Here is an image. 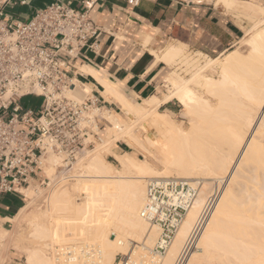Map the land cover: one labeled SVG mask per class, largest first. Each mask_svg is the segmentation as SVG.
<instances>
[{"label": "bare ground", "instance_id": "bare-ground-1", "mask_svg": "<svg viewBox=\"0 0 264 264\" xmlns=\"http://www.w3.org/2000/svg\"><path fill=\"white\" fill-rule=\"evenodd\" d=\"M255 26L246 57L234 49L201 64L184 56L182 46H168L165 62L187 64L191 75L175 69L166 77L170 91L148 97L146 105L83 67L120 102L121 111L103 108L94 114L106 120L109 133L102 130L104 138L71 165L69 178L63 173L74 181H55L61 157L49 153L43 174L56 185L40 190V184L31 182L23 190L28 205L11 218L16 221L12 232L0 228V245L23 248L26 264H58V254L66 248L74 255L70 261L83 264H114L119 254L125 256L119 264H176L194 241L184 264H264V23ZM74 82L69 94L81 99L80 83ZM83 89V95L91 94L90 86ZM174 99L186 110L183 115L192 117L190 130L174 120L172 111L158 110ZM121 138L139 146L144 158L116 152ZM106 153H114L120 166L108 161ZM173 174L190 182L203 180L164 257L158 258L152 247L161 227L150 225L141 209L148 181ZM226 177L228 184L196 235L213 184L219 186Z\"/></svg>", "mask_w": 264, "mask_h": 264}, {"label": "built area", "instance_id": "built-area-1", "mask_svg": "<svg viewBox=\"0 0 264 264\" xmlns=\"http://www.w3.org/2000/svg\"><path fill=\"white\" fill-rule=\"evenodd\" d=\"M27 1L0 0V195L23 197V190L42 177L50 152L68 167L94 147L91 137L99 138L107 125L104 118L94 116L95 110L102 109L99 98L86 93L78 100L69 94L79 75L74 71L75 60L85 48L96 51L98 46L100 29L90 17L97 0H82L80 8L70 1H54L35 10L28 20L16 19L6 10L8 5ZM30 96L41 98L38 106L23 102ZM46 179L51 178L45 176L43 183ZM146 193L141 216L161 227L152 249L160 258L196 199L199 184L174 176L153 177ZM208 211L207 205L196 235ZM189 248H184L176 264ZM73 256L66 248L58 254V264H83L76 258L70 261Z\"/></svg>", "mask_w": 264, "mask_h": 264}, {"label": "crops", "instance_id": "crops-1", "mask_svg": "<svg viewBox=\"0 0 264 264\" xmlns=\"http://www.w3.org/2000/svg\"><path fill=\"white\" fill-rule=\"evenodd\" d=\"M54 1H70L75 8L82 6V0H28L27 4L8 5L6 10L16 19L28 20L35 10ZM240 1L97 0L90 17L100 29L98 46L96 51L85 48L75 60L74 71L80 75L76 78L90 86L91 94L102 101V109L114 112L121 111L120 102L108 96L104 84L93 73L83 70L86 65L114 83L128 99L140 101L166 93V77L173 72V66L180 65L165 62L167 47L182 46L184 51L210 58L222 56L245 33L241 25L244 21L238 17ZM167 109L176 113L172 106ZM118 147L114 149L121 153ZM24 201L20 194L0 195L1 229L12 228L11 218L25 206Z\"/></svg>", "mask_w": 264, "mask_h": 264}, {"label": "rangeland", "instance_id": "rangeland-1", "mask_svg": "<svg viewBox=\"0 0 264 264\" xmlns=\"http://www.w3.org/2000/svg\"><path fill=\"white\" fill-rule=\"evenodd\" d=\"M240 3V13L238 14V17H240L243 21H244V23L243 24H241V25H244L243 27H245L244 29H245V33H244V35L242 36V38L240 39V41L238 42V43H236V45L232 48V49H230V50H228L227 52H225L222 56H220L221 58H224V56L227 54V53H229L230 51H232V50H234V49H237L238 50V52H240V54L242 53V55H244L245 57H246V55H247V53L249 54V52H250V50H249V46H248V40L247 39H249L252 35H253V33L256 31V28H257V26H255V25H262L263 23H264V0H242V1H240L239 2ZM261 23V24H260ZM252 28V29H251ZM254 29V30H253ZM188 52V53H187ZM185 53V54H184ZM183 55L184 56H186V57H189L190 59H195L197 62H200L201 64H203V62H204V60L206 59V55H204V54H201V53H192V52H189V51H184L183 52ZM216 56H218V55H216ZM215 56V57H216ZM205 58V59H204ZM213 58H214V56H213ZM181 65V66H180ZM180 65H178V66H173V69L175 70L176 69V67H177V70H178V72L179 73H181L184 77H189L190 75H191V67L188 65V67H187V64H181L180 63ZM183 66V67H182ZM184 67H186V69L184 70ZM183 69V70H182ZM173 70V71H174ZM189 72H188V71ZM184 72H185V75H184ZM186 72H188V73H186ZM217 76V75H216ZM166 84H167V87H165L164 89H166L167 90V92L168 91H170V89H171V86H170V83L168 82V79L166 78ZM80 85V84H79ZM80 88H79V90H78V96L81 98V99H78V100H82L83 98H85V95H83L82 94V87L81 86H79ZM85 88H86V86H85ZM162 95V94H161ZM161 95H158V96H161ZM151 96H153V95H151ZM136 100V99H135ZM138 101V100H137ZM23 102L24 103H27V104H29V105H34L35 107L36 106H38L39 105V103L41 102V98H36V97H32V96H30V97H27V98H24L23 99ZM138 102H140L141 104H143V105H146V103H147V98H145V99H143V98H141V100L140 101H138ZM179 105V106H178ZM174 107L175 109H176V113H171L172 114V116H173V118H174V120L178 123V124H180V126H182L183 128H185V129H187V130H190L191 128H192V126H193V124H191V123H193V121H192V117H190V116H187V115H183V112L184 111H186L185 109H184V107L179 103V101L177 100V99H174L173 101H171V102H169L168 104H166V105H161L159 108H158V110H160V111H168V109L166 110V108L167 107ZM106 109V108H105ZM102 112V110L101 111H98V110H96L94 113L95 114H97V113H101ZM107 114V113H106ZM106 114H101V115H103V116H105ZM106 117V116H105ZM107 117H108V114H107ZM106 117V118H107ZM109 120V119H108ZM112 124H115V123H113L111 120H109ZM121 121L122 122H124V119H121ZM109 126V125H108ZM106 128V127H105ZM107 129V133H109L108 132V127L106 128ZM103 135H102V131H101V133H100V135H99V138H96V139H94L93 137H91L92 139H93V141H94V147L96 146V144H98L101 140H100V138L102 137ZM102 138H104V136L102 137ZM124 138H121V140H119L115 145H119V147L117 148V150H119V151H122L121 153H119L123 158H126V156H128V155H130V154H134V155H136L137 157H139V158H144V155H143V151L141 150V148L139 147V146H137L136 144H134L133 146H130L125 140H123ZM132 142V141H131ZM94 147H91L90 149H92V148H94ZM116 147V146H115ZM89 149V150H90ZM116 149V148H115ZM114 149V150H115ZM86 151H87V149L84 151L85 153H86ZM116 151V150H115ZM49 155V154H48ZM47 155V156H48ZM84 155V154H83ZM111 155H113V156H111ZM46 156V157H47ZM59 156V155H58ZM45 157V158H46ZM60 157V156H59ZM80 157H82L81 155H79V158ZM106 158H107V160L108 161H110V162H112L116 167H119L120 166V164H119V161H118V158L115 156V154L114 153H106ZM60 160V163L59 164H57L56 165V167H55V177L58 179V180H55L56 182H58L59 180H61L60 182H62V183H60V184H63V181L62 180H64V178H65V180H66V178L68 177L69 178V176L72 174L71 172H73L74 173V171H72V169L70 168V167H72L71 165L74 163V162H76V160H74L73 161V163H70V165L68 166V167H66L65 165H64V162H61V160H62V158H60L59 159ZM44 165H45V163H44ZM43 165V171L45 172V166ZM67 173H66V172ZM53 172H51L50 174H52ZM63 173H64V176H67V177H63L62 175H63ZM66 173V174H65ZM174 175V174H173ZM172 175V176H173ZM41 178H38V179H34L33 181H32V184L33 185H38V184H40V190H42V189H46L47 190V188H48V190L49 189H51V187H53V186H55L56 185V182L54 181L53 183L51 182L52 180L50 179H46L45 180V183H43V180H44V177L45 176H49V175H47L46 173H42L41 174ZM62 177V179L61 178H59V177ZM174 177H179V176H177V175H174ZM49 178H52V177H49ZM67 178V180L70 182V181H74V179H73V177H71V179H68ZM201 178V179H200ZM198 177L197 179H198V181L199 180H201V181H199V182H197L198 184H199V189L201 188V185H202V180H203V177ZM196 179V180H197ZM64 180V182H68L67 180L65 181ZM192 181V180H191ZM227 181H229V177H226L225 179H224V183L222 182V184H223V186H221L222 184H220L219 186L221 187V188H218L219 186L217 185L218 183L217 182H215L214 184H213V187L215 188V190L213 189V187H212V189L214 190V191H212L213 192V194L212 193H210L209 194V197H208V201H206V206L208 205L210 208V210L208 211V214L210 213V211L213 209V207H214V205H215V202H216V200L218 199V197L222 194V191L224 190V188L226 187V185L228 184V182ZM194 182H196L195 180H194ZM31 184V185H32ZM59 184V185H60ZM51 185V186H50ZM37 186V187H38ZM216 186V187H215ZM217 188V189H216ZM220 189V190H219ZM217 190H219V193H218V191ZM217 193V194H216ZM212 195V196H211ZM214 195V196H213ZM211 197V198H210ZM24 199H25V201H24V204L23 205H28L27 203H28V201L26 200V196L24 197ZM213 199V201H211ZM210 201V202H209ZM212 203V204H211ZM211 205V206H210ZM18 214V213H17ZM208 214L206 215V217H205V219L207 218V216H208ZM205 219H204V221H205ZM204 221H203V223H204ZM14 222V223H13ZM203 223H202V225H203ZM15 224H16V221H12V228L11 229H9V232H12V230H14L15 229ZM112 238H115L114 236H112ZM193 243H194V241H193ZM193 243H192V246L189 248V250L187 251V253L183 256V257H181V262L179 263V264H184V261H186V258H188V253L190 254L195 248L193 247ZM2 246L0 245V264H26V261H27V255H26V253H25V251H24V249L23 248H16V247H7V249L6 248H4V247H2ZM153 248V247H152ZM153 254V253H152ZM162 257H164V256H162ZM125 259V256H123L122 254H119V255H117V257H116V260L117 261H115L114 262V264H117L121 259ZM185 258V259H184ZM184 259V260H183Z\"/></svg>", "mask_w": 264, "mask_h": 264}]
</instances>
